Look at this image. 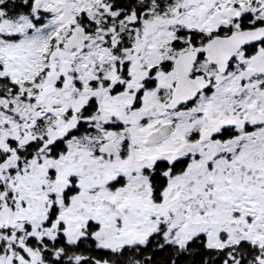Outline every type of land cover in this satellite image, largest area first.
<instances>
[{
	"label": "snow or ice",
	"instance_id": "6c2138e0",
	"mask_svg": "<svg viewBox=\"0 0 264 264\" xmlns=\"http://www.w3.org/2000/svg\"><path fill=\"white\" fill-rule=\"evenodd\" d=\"M0 264H264V0H0Z\"/></svg>",
	"mask_w": 264,
	"mask_h": 264
}]
</instances>
